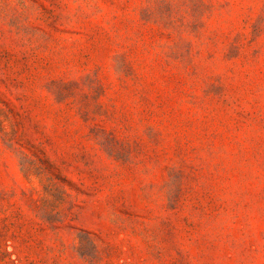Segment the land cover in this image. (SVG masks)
Returning a JSON list of instances; mask_svg holds the SVG:
<instances>
[{
  "label": "rangeland",
  "instance_id": "1",
  "mask_svg": "<svg viewBox=\"0 0 264 264\" xmlns=\"http://www.w3.org/2000/svg\"><path fill=\"white\" fill-rule=\"evenodd\" d=\"M0 264H264V0H0Z\"/></svg>",
  "mask_w": 264,
  "mask_h": 264
}]
</instances>
